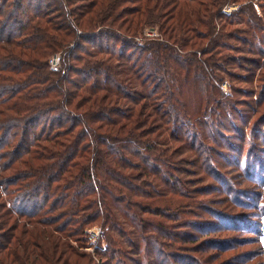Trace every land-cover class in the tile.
I'll list each match as a JSON object with an SVG mask.
<instances>
[{
    "label": "trees",
    "instance_id": "16d2710c",
    "mask_svg": "<svg viewBox=\"0 0 264 264\" xmlns=\"http://www.w3.org/2000/svg\"><path fill=\"white\" fill-rule=\"evenodd\" d=\"M238 2L0 0V264H80L68 228L85 235L99 220L121 254L126 241L137 247L123 238L127 229L145 237L152 222L141 215L159 196L160 208L172 209L167 195L181 192L163 175L175 159L161 147L176 131L186 143L193 122L203 131L205 106L217 99L216 87L192 74L200 62L186 57L205 41L198 52L211 68L225 27L263 30L252 7L238 17L222 13ZM153 25L166 44L145 43L132 58L121 36L140 37ZM174 48L188 52L175 58Z\"/></svg>",
    "mask_w": 264,
    "mask_h": 264
},
{
    "label": "rangeland",
    "instance_id": "374dc122",
    "mask_svg": "<svg viewBox=\"0 0 264 264\" xmlns=\"http://www.w3.org/2000/svg\"><path fill=\"white\" fill-rule=\"evenodd\" d=\"M243 6L252 7L257 25L263 30L248 33V28L239 23L225 27L223 37L218 39L221 49L211 52L215 53L212 63L209 62L211 68L204 65L207 56L198 52L208 49L205 41L186 57L189 62H200L192 74L201 77L206 87L215 86L217 92H213L217 99L205 106L207 124L203 131L193 122L190 126V136H193L186 143L177 141L176 131L172 135L175 141L166 136L170 145L161 147L165 155L171 154L175 159L171 173L166 170L163 175L166 181L170 177L169 183L181 192L180 197L167 195L174 201L172 209L165 211L160 208L164 198L159 196L150 214L145 210L141 215L144 223H148V218L152 222L147 228L144 229L146 224L142 227L145 237L136 240L141 233L136 237L134 230L127 229L129 233L123 238L136 242L137 247L126 241L121 254L114 253L107 245L101 220L85 229V235L77 228H68L71 237L67 245L69 251L72 248L76 254L71 257L73 262L264 264V0H241L236 5L224 6L222 13L237 16L241 9L245 12ZM216 31V34L221 32ZM121 38L131 45L132 49L126 53L132 58L138 54V46L145 43L166 44L156 25L145 28L140 37ZM174 49L175 58H183L188 52ZM54 56L59 57V63L56 69L49 68L52 71L60 66L62 53ZM162 91L160 89V93ZM199 101L200 98H193L186 108H192ZM157 102L159 108H167L159 98ZM227 103L228 108L218 116V108ZM174 127L169 126L170 129ZM196 153H199V160ZM178 185L182 186L181 190ZM115 216L119 218L118 214ZM16 221L23 223L19 217ZM115 236L108 235L113 239Z\"/></svg>",
    "mask_w": 264,
    "mask_h": 264
},
{
    "label": "built area",
    "instance_id": "2783aa9c",
    "mask_svg": "<svg viewBox=\"0 0 264 264\" xmlns=\"http://www.w3.org/2000/svg\"><path fill=\"white\" fill-rule=\"evenodd\" d=\"M147 35H149V33H148ZM58 63H59V57H57V56L52 57V58L49 60V62H48V64H49V68H51V69H56L57 66H58ZM263 233H264V232H263Z\"/></svg>",
    "mask_w": 264,
    "mask_h": 264
}]
</instances>
